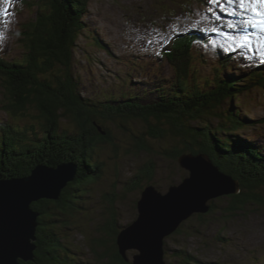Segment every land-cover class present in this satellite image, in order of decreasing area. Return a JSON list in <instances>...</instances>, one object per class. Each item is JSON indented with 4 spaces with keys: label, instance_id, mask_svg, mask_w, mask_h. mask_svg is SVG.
<instances>
[{
    "label": "trees",
    "instance_id": "1",
    "mask_svg": "<svg viewBox=\"0 0 264 264\" xmlns=\"http://www.w3.org/2000/svg\"><path fill=\"white\" fill-rule=\"evenodd\" d=\"M71 1L74 6V1L78 2L81 10L77 9L72 14L67 10L63 14L61 6L43 9L44 13L35 15L22 26L21 41L25 43L22 59L18 62L0 61L1 109L15 118L12 121H0V178L27 176L38 163L56 166L61 162H72L77 168L76 177L67 182L59 199H41L31 204L39 212L36 245L43 242L41 234L45 232L42 227L52 220L50 214L63 216L73 212L76 200L72 199L76 195V185L96 179L105 169L109 170L103 159L97 160L103 148L111 151L112 159L118 164L126 155L136 154L135 150L142 147L152 153L149 156L144 154L139 165L132 166L135 169L132 176L124 174L119 178V174H116L115 185L119 183L126 190L141 192L151 184L159 164V160L158 163L155 160L157 157L180 167L178 157L181 154L203 152L220 171L238 181L240 192L226 197V211L234 213L232 211L245 208L253 202L264 205L263 147L256 145L252 139L236 134L241 124L240 111L233 105L226 107L224 113L221 111L222 115L217 116L222 120L226 115L227 119L216 126L212 125L215 118L213 112L216 113L214 105L222 103L228 93L242 92L241 86L232 81L233 77L213 85L198 86V82L191 80L187 74L185 55L179 54L174 59L177 58L176 71L177 68L182 69L176 74L180 86L175 87L169 96L162 97V100L144 102V98H147L146 88H142L145 97L141 96V99L135 95L137 91L114 90L108 96L107 86L102 87L100 84L101 96L87 98L82 83H79V75L74 71L77 39L85 30L86 22L83 24L80 19L86 10V2ZM40 11L38 6L35 12L38 14ZM95 40L98 42L97 37ZM107 123L108 127L105 126ZM110 123L116 125L119 134L110 132ZM100 129L105 133L102 134ZM159 141L162 143L161 150L157 148ZM179 169L186 172L181 167ZM177 170L173 171V177ZM160 187L157 182V188ZM113 190V193L106 194L114 196L112 201L115 203L118 191L114 187ZM51 202L56 203V206ZM216 206L211 202L209 211L214 212ZM205 215L198 214L197 217L201 219ZM111 221L105 222L104 230H109ZM118 231L114 224L112 241L103 235L93 238L92 250L98 259L111 256L122 264H131L119 252L115 237ZM172 253L173 262L170 264H174L175 258L178 259L177 264H196V261L198 264H217L196 260L185 250L175 249ZM41 261L40 264H43ZM47 261L48 264H56L51 256L49 259L47 256ZM21 263L34 264L22 260ZM64 264L75 263L66 260Z\"/></svg>",
    "mask_w": 264,
    "mask_h": 264
},
{
    "label": "rangeland",
    "instance_id": "2",
    "mask_svg": "<svg viewBox=\"0 0 264 264\" xmlns=\"http://www.w3.org/2000/svg\"><path fill=\"white\" fill-rule=\"evenodd\" d=\"M238 2L239 0H234L233 4ZM24 3L26 5H23ZM33 3H37L38 5ZM74 3L75 6L71 0H64V2L55 0H23L18 6L19 13H21L18 16L16 29L13 31L12 36H7L2 40L3 44L9 41L6 49L15 50L18 51L16 53H19L17 56L15 52H10L8 57L10 59L20 57L25 47V43L21 41V27L18 28L24 19H26V23L28 20L33 19L35 15L38 16L40 13H44L42 12L43 9L53 8L55 5L61 6L63 14L67 10L71 14L77 9L80 11L79 3L76 1ZM209 3L212 4V2ZM38 6L41 11L36 14L35 10ZM237 6L240 5L237 4ZM200 7H204L203 0H185V4L184 0H88L87 9L83 12L85 16L83 17L82 13V19H80L83 20V24L86 22V28L77 39L78 45L75 52L76 64L74 66L76 69L74 71L79 75V83H82L84 95L90 99L94 95L101 96V87H98V84L102 87L107 86L108 96L113 94L114 90H118L119 92L121 90L127 92L137 91L135 95H139L140 99L143 98L141 96L145 95L141 87L146 88V91L148 89L149 91H153V89L158 88L157 85H153L154 88L147 87V84L151 86L157 80V77L161 81L164 76H172L174 74L171 68L162 67L167 63L166 61L162 65L160 64V67H157V61L154 59L149 64V67H145V70H140L136 66L141 77H147L149 82L143 83L142 85L141 82L138 84L133 82L135 87H138L135 88L131 83L114 82V79L108 76L109 70L112 71L116 69L115 67H124L116 63L115 59L111 58L109 50L112 54H120L121 52L129 53V51L143 52L144 48H156L159 41H161L159 47H162L163 43L168 44V41L172 38L171 36L168 39V36H170L173 28H188L180 25L178 21L184 18L188 20L190 18L189 16H198L199 11L197 8ZM205 9L210 8L205 6ZM230 10L233 12V8ZM248 10L251 11L250 8ZM77 13L79 14V12ZM199 20L205 22L203 16ZM192 23L193 21H190L191 26ZM200 25L203 26L204 24L201 23ZM159 30H163V34ZM183 36L189 37L190 35H177L174 43L165 48L166 56L169 60L175 54V45L185 43L183 42ZM96 37L98 42L95 40ZM94 40L97 45L99 43L100 46L102 44L104 47H98L94 44ZM244 53L243 51L241 54ZM196 55L198 60L192 56L198 67V70L194 72L195 75L200 73L199 76L211 79L214 73L215 77H224V73L228 72L227 69L222 67V63L225 61L220 62L218 65H210L209 62L219 60L217 59L219 57L217 54H199L196 52ZM238 56L239 59L237 61L240 60L239 62L242 63L241 55L238 54ZM163 58L161 57V60ZM236 65L233 62L230 71L235 72L237 69ZM181 71L182 69L179 70L177 68V73ZM172 81L173 78H170L167 83L160 85L159 87L163 89L159 91H147V98L150 99L149 103H151V99L162 100V97L169 96L172 89L170 88L168 90L165 87L167 84L172 83ZM114 83H116L115 88ZM259 83L263 84L262 81ZM254 84L259 88L257 92L260 91V93H255L256 90L252 91L241 85L242 92L228 93L222 103L215 104L214 111L216 113L213 112L215 118H210L213 119L212 125L216 126L219 122L227 119L226 115L222 120L218 116L222 115V109H226V107H230L231 105L240 111L241 117H245L248 120L264 119V85L255 82ZM131 85L132 88H130ZM108 86L112 88L110 89ZM127 95L130 96L129 93ZM144 102H147V100ZM3 111L0 104V117L5 116V111ZM9 118L15 119L11 114H9ZM239 122L243 123L244 121L243 119H239ZM191 123L201 125L197 122ZM65 125L69 126L67 123ZM105 126L108 127V123ZM64 128L68 129V127ZM110 129L111 133L117 132L116 125L112 123H110ZM236 132H239L242 136L246 135L248 138L254 139V142L264 147V124L263 126L246 125L237 129ZM117 133L119 134V132ZM161 146L162 143L159 141L157 148L161 150ZM135 153L126 155V158L118 164V162L112 159L113 155L111 151L103 148L102 152L97 156V160L100 161L99 158L103 159L105 167L109 170L105 169L104 173L96 179H90L87 182L76 185L77 190L74 193L76 195L72 199L74 201L76 200L73 212L70 214L66 213L63 216H53L50 214L52 220L47 221L42 227V230L45 232L44 235L41 234L43 242H39V245H36L37 237L35 240H31L34 246L32 250L33 260H21L24 262L31 261L34 264H40L42 260L43 264H48L47 256L48 259L51 256L56 264H64L66 260H69V262L73 260L75 264H122L120 260L111 256L96 258L97 256L92 250L91 242L93 238L101 235L105 236V239L112 241L111 239L114 234L112 235L111 231L113 232L114 224L116 229L119 230L115 236L117 240L120 230H124L137 216L136 200L141 196V192L139 190H126L121 184L118 183L115 185L114 183L117 180L116 174H119L118 176L120 178L124 174L130 177L135 173L133 167H135V164L141 162V157L144 156L142 153L148 156L152 155L149 150H142ZM155 160L156 162L159 160V164H157L156 172L154 173L155 177L150 182V185L154 184L157 186V182H159L161 188L157 190L165 193L171 184L178 182L185 174L183 175L184 171H180L178 165L169 164L164 158L157 157ZM175 169H178L176 171V176L179 175L178 178H175L176 176L173 177V171ZM171 180L172 182L169 184ZM113 187L118 191V195L115 196V203L112 201L114 196L106 194V192L113 193ZM226 199L225 197L214 199L211 201L217 205L214 212L211 213L209 211V214H206L201 219L194 214L190 219L182 222L177 232L174 231L163 238V255L166 263L170 264L173 262L172 257L174 253L172 252H175L176 249L186 250L200 261L215 262L217 264H264V205L253 202L246 205L245 208H238L232 211L234 213H231V211H226L224 208L228 204ZM252 201L255 200L252 199ZM51 203L56 206V203ZM110 219L112 221L108 226L109 230L106 231L104 230L106 229L105 222L107 221L109 223ZM136 253H138V250L135 248L125 250V256L129 262L133 261ZM71 255L72 259L70 257ZM177 263L178 259L175 258L174 264Z\"/></svg>",
    "mask_w": 264,
    "mask_h": 264
},
{
    "label": "water",
    "instance_id": "3",
    "mask_svg": "<svg viewBox=\"0 0 264 264\" xmlns=\"http://www.w3.org/2000/svg\"><path fill=\"white\" fill-rule=\"evenodd\" d=\"M178 164L185 175L165 193L144 188L136 202V218L117 236L119 252L126 259V249L138 250L131 264H168L163 258V238L193 214L209 213L214 199L240 192L238 181L220 171L206 153L181 154ZM59 165L38 163L27 176L0 178V264L33 260L31 240L36 239L39 212L31 204L59 199L67 182L76 177L72 162Z\"/></svg>",
    "mask_w": 264,
    "mask_h": 264
},
{
    "label": "bare ground",
    "instance_id": "4",
    "mask_svg": "<svg viewBox=\"0 0 264 264\" xmlns=\"http://www.w3.org/2000/svg\"><path fill=\"white\" fill-rule=\"evenodd\" d=\"M209 2H212V4H210ZM204 3H205V6L207 8H210V9L211 8H217L219 10L216 12L220 13L221 15H219V17L217 18V21L220 24L221 29L223 30L222 32L225 34L222 37H220L221 38L220 42L217 41V37L215 34L210 35V36H206V40H208L210 42L212 40H214V41H212L213 46H209V47L216 48L217 50H221L222 53L224 54V56L226 57V62L228 63V65H232V63L234 61H236L237 66L239 65L241 67L242 63H244V65H246V67H250L249 69H253L255 64L259 60V58L261 59V52L254 51V52H257L256 54H258V55L251 53L250 51H247L244 54H241V52H243L242 51L243 48H238V46L241 43V37H246L250 45H254V47L261 45V47H263L262 52H264V31H262L259 27L251 26V24H249L247 26L244 25L245 21L252 22V21H256L257 19L256 20L250 19V18L245 19V17L241 14V12H242L241 7L237 6V4L240 5L239 2L235 3V4H233V3L228 4V3H226V0H218V3L213 2V0H204ZM231 8H233V12L236 13L235 15L229 14V13H232L230 10ZM247 9H249V8H247ZM247 9H245V10H247ZM202 15H203V13H202ZM193 18L194 17H190L188 20L193 21ZM234 21H237V23H235ZM229 24H232L233 27H231V28L228 27V29H227L226 26H228ZM188 31H189L188 33L192 34L191 29H188ZM225 31H228V34ZM231 33H234V36H232L233 34L231 35ZM195 38L197 39L196 34H195ZM231 41L237 42L235 47L231 46V44H230ZM98 46H100L99 43H98ZM102 46H104V45H102ZM8 51H10V50H8ZM229 51H231V55H232L233 60H231L230 57L228 56ZM115 52H116V50H115ZM236 53H239L241 55L242 63L239 62L240 60L238 61L239 63H237L239 56ZM115 61H116V63H118L119 60L117 58H115ZM262 65L264 66V63H262L258 67H255V68H257L256 70L263 69ZM167 66L172 67L171 64L169 63V59H168ZM239 77L242 79H245L248 83H250L248 76H246L245 74L239 72ZM151 94H153V93H151ZM146 100H147V102L150 101V99H148V98H146ZM146 100H144V101H146ZM222 111L224 113L225 109H222ZM260 116L262 117L261 114H260ZM58 166H61V165H58ZM73 166L76 169V166L74 164H73ZM30 174H31V172H30ZM178 177H179V175H177L175 178H178ZM148 188L154 189V188H157V186L153 184V185H149ZM186 252H188V251H186ZM163 258H164V255H163ZM195 263L198 264L197 261Z\"/></svg>",
    "mask_w": 264,
    "mask_h": 264
},
{
    "label": "snow or ice",
    "instance_id": "5",
    "mask_svg": "<svg viewBox=\"0 0 264 264\" xmlns=\"http://www.w3.org/2000/svg\"><path fill=\"white\" fill-rule=\"evenodd\" d=\"M213 2H217L218 0H213ZM234 0H226V3L231 4ZM239 4L241 8H250L253 15L259 17L256 21H245L244 25L247 26L251 24V26L259 27L262 31H264V0H239ZM223 10V9H222ZM235 15V12L229 13ZM228 27H233L232 24H229ZM249 44L246 37H241V47H247ZM261 62L264 63V52L261 53Z\"/></svg>",
    "mask_w": 264,
    "mask_h": 264
}]
</instances>
